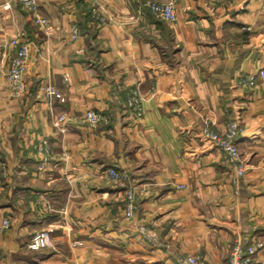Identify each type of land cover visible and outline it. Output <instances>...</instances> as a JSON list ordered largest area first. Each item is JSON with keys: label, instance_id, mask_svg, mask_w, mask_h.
Instances as JSON below:
<instances>
[{"label": "crops", "instance_id": "obj_1", "mask_svg": "<svg viewBox=\"0 0 264 264\" xmlns=\"http://www.w3.org/2000/svg\"><path fill=\"white\" fill-rule=\"evenodd\" d=\"M170 1L174 21L146 0H37L34 10L0 0V223L10 220L0 264H181L187 253L229 264L236 238L264 242V80L238 83L264 69V0ZM93 2L104 22L92 20ZM21 31L26 89L14 98L9 40ZM135 85L139 118L126 102ZM88 108L104 120L82 122ZM60 113L74 117L64 131ZM232 120L242 128L240 175L204 135ZM42 138L47 159L35 148ZM109 167L135 185L130 218ZM48 227L49 246L26 247ZM249 264H264V245Z\"/></svg>", "mask_w": 264, "mask_h": 264}, {"label": "built area", "instance_id": "obj_2", "mask_svg": "<svg viewBox=\"0 0 264 264\" xmlns=\"http://www.w3.org/2000/svg\"><path fill=\"white\" fill-rule=\"evenodd\" d=\"M28 4L33 10L36 8L37 0H21ZM95 1V0H92ZM145 5L149 9L162 19L168 21H174L176 19V11L173 3L170 0H146ZM90 15L93 21L101 23L105 18L101 11L99 10L97 4L93 2L90 9ZM34 22L39 25H44L47 22V18L36 14L34 16ZM71 39H75L77 36V28L71 26ZM9 44L13 49L12 57L10 58L8 68H7V78L9 81L11 94L15 97L20 96L23 93L24 83L22 81L23 72L25 71L27 58L29 53L28 39L24 31L11 37ZM264 80V69H260L257 73H247L244 76L239 77L238 83L242 87H253L259 81ZM45 91L49 95H56L57 97L62 96L57 92L53 86L46 87ZM127 107L130 109L132 114L139 118L142 113V105L140 98V90L138 85H135L129 90L127 95ZM104 115L95 109L88 108L85 110L81 116V121L90 125L95 126L99 122L104 120ZM57 123L64 124L61 127L63 131L66 129L67 123L74 120V117L68 116L66 113H61L55 118ZM241 126L236 120L229 121L226 128L222 132L215 131L210 127L204 128V135L214 144H216L223 152L224 157L235 167V171L238 175L242 174L244 171V163L240 157L239 149L236 145L235 139L241 131ZM36 151L43 158L50 154V145L47 138L40 139L39 143L36 145ZM113 181L119 183L123 186V200L122 206L124 215L130 218L136 207V189L133 183H130L127 179L126 173L117 170L114 167H109L104 170ZM182 186V185H180ZM10 225V221L7 217H4L0 223V233ZM143 229V234L149 238L151 234L149 229L141 226ZM51 229L45 232L37 233L29 242V247L32 249H37L49 244L51 237ZM147 231V232H146ZM78 243V241L76 242ZM80 243V241H79ZM264 242L262 240H254L251 243H244L240 238H236L229 250V264H249L251 261V255L263 247ZM181 264H209L206 262L203 256L199 254H185L181 259Z\"/></svg>", "mask_w": 264, "mask_h": 264}, {"label": "rangeland", "instance_id": "obj_3", "mask_svg": "<svg viewBox=\"0 0 264 264\" xmlns=\"http://www.w3.org/2000/svg\"><path fill=\"white\" fill-rule=\"evenodd\" d=\"M105 21V19L102 21V22H104ZM24 73V72H23ZM7 75V74H6ZM8 79V78H7ZM22 81H23V77H22ZM8 83H9V81H8ZM23 83H24V81H23ZM50 86V85H49ZM49 86H47V87H49ZM9 89H10V86H9ZM25 89H26V87H25V83H24V89H23V93L25 92ZM45 89H46V87H45ZM10 93H11V91H10ZM23 93L20 95V96H18V97H15V96H13L12 94V96L14 97V98H20L21 96H23ZM128 108V107H127ZM130 110V109H129ZM61 114V113H60ZM60 114H58V115H60ZM58 115H56V117L58 116ZM142 115H143V113H142ZM141 115V116H142ZM68 116H70V115H68ZM140 116V117H141ZM55 117V118H56ZM54 123L55 124H57L58 125V127H59V130H61V127L62 126H64V124H61V123H57L56 122V120L54 119ZM66 129H67V126H66ZM65 130V129H64ZM63 130V131H64ZM62 131V130H61ZM48 142H49V140H48ZM49 145H50V149H51V151H50V154L48 155V156H51V154H52V147H51V144H50V142H49ZM48 156L47 157H45V159H47L48 158ZM47 161V160H46ZM2 165H1V163H0V167H1ZM178 186H180V185H178ZM181 187V186H180ZM9 219V218H8ZM10 221V220H9ZM9 227V226H8ZM7 228V227H6ZM49 229H53L52 227H48V228H42V229H40V230H38V231H36V232H34L32 235H31V237H30V239L28 240V242H27V245H26V247L27 248H29V249H32V248H30L29 247V242L31 241V239L38 233H43V232H45L46 230H49ZM50 239H51V237H50ZM78 243H79V241H78ZM50 245V240H49V244H47L46 246H43V247H40V248H37V249H41V248H44V247H47V246H49ZM33 250V249H32Z\"/></svg>", "mask_w": 264, "mask_h": 264}, {"label": "trees", "instance_id": "obj_4", "mask_svg": "<svg viewBox=\"0 0 264 264\" xmlns=\"http://www.w3.org/2000/svg\"><path fill=\"white\" fill-rule=\"evenodd\" d=\"M36 250H39V249H36ZM35 255H37V256H44V255H46V253H38L37 251L35 252Z\"/></svg>", "mask_w": 264, "mask_h": 264}]
</instances>
